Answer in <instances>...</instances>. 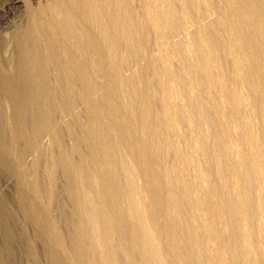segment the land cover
<instances>
[{"label":"bare ground","instance_id":"obj_1","mask_svg":"<svg viewBox=\"0 0 264 264\" xmlns=\"http://www.w3.org/2000/svg\"><path fill=\"white\" fill-rule=\"evenodd\" d=\"M152 1L156 0H151L150 2ZM184 1L185 0H183V2ZM247 1L248 0H245L242 3H244L246 10L250 12L249 3ZM258 1V3L264 5V0ZM187 2L188 1H186V5L191 4ZM147 3V15L142 20L138 18L139 15H135L130 6V0H55V2H53L52 4L38 8L27 6L28 20L26 31L20 33L17 30L11 41V45H13V49L15 51L14 63L10 62V56L8 58H3L0 60V92L8 100L7 102L10 103L8 104L10 105L9 108H11V111L8 113L6 119L9 123L8 131L12 137V144L6 145L2 139L0 127V163L3 168L8 170L14 176L21 178L20 171L15 172L11 170L10 164L12 160L17 159L21 162H25L29 159L32 162L34 173L30 175L27 182L20 183L19 181V183L21 187H24L26 184L30 185L34 191L33 196L31 195V197H29L27 200V206L25 207L24 212L28 220L34 225L33 227L36 228L37 237L39 236L40 238L52 243L51 248L48 250V264H198L199 262L196 263L197 255L193 253L192 246L195 245V243L199 242L198 239L200 237L197 236V229L195 231V225L199 222V220H201L199 223H201L203 220L202 224L205 225L203 229L206 228V231H204L216 240V253L213 251L216 256L212 252L215 256L214 258L209 252L212 258H214L208 260L210 264H259L262 262L261 259L259 261H256L252 258V256L249 257V255H251V251H249V253L247 250H245V252L249 253H247L248 257L242 255L244 246L246 247L249 244L252 246L255 243V239L254 243L253 241H251L253 244H251L249 241V235L252 233L250 229L252 227H249L250 225H246L245 227L243 221L247 219V221L250 220L251 222L253 218L255 220L256 216L253 213L257 211L251 210L254 209L253 207H250L251 209H246L244 207L245 209L243 208L240 218L241 225H238L239 215L238 218H236L233 217L231 213L230 215L228 212L229 208H231L232 206L236 207L237 210L239 208L242 209L243 203H245L244 198L247 194L246 188L247 186H249V184H251L253 180L252 178V180H250L251 182L248 180L252 176L251 174V176L249 175L251 171L249 169L248 171H246L247 169H243V166H241V164L239 166H233L229 168V166L227 167L223 163L224 166L227 167L226 169H230L229 173L228 170H226L228 173V177L227 180L226 176L225 179L223 178L224 182L229 181L230 183V181H233L235 177L238 178L237 180H234L233 183L235 181L237 182L238 179L240 180L238 181L239 184L237 182L238 197L236 198L234 196L235 199L232 200L230 198V195H227V192H225V189L227 190V188L224 187L223 179H221L217 173L221 170L219 169L220 171H218V168H220L219 158L216 157L217 155L216 150L214 149V146L212 144V137L207 136L208 138H206L207 140L202 149H200V147L203 144L201 145L198 142V144L201 145L198 148L205 156V165L202 162H199V164L202 166L204 165L206 172H208L209 174L208 184L210 185L208 186V192L210 193V195L213 193L217 194L218 198L215 201L214 197H212V199L210 198L211 203L212 200L213 203L209 206V208L206 207L207 209L203 210L204 212L202 219L199 217L200 214L198 215V217H196L198 218L197 222L195 217L191 214H194L195 212H190V210H192L191 208H193L194 205L193 203V205L191 204V202H193L192 200H196L198 198L194 197L195 199H190L191 202L190 200L188 201L184 199L183 191H181L182 188L180 189L179 187H177L176 183L173 182V179H175L176 176L174 175V178L173 176L171 177L168 169H165L166 167L163 166V164L165 165V161L164 157L161 155L162 151L160 152V149L162 150V148L164 147V141L161 142L162 140L159 139L158 134L161 130L168 129V127L176 128L177 122H179L177 121L176 117L178 116L176 113H178L177 111L180 110L177 109L180 108V104L178 105L179 107L177 105L175 107L176 113L174 104L175 101L179 99L181 92L179 89L177 92H174L173 84L177 82L180 84L185 83L186 85H190L195 76H200L198 72H201V70L199 71L198 69H196L199 68L198 64L196 65V68H191L190 65L188 66L190 69H185L184 66V69L181 68L182 70L180 69V65L177 64L180 69H178L179 72H177L180 74L178 75L174 71V73L178 75V77H171L174 75H172V72H170L172 60V54L170 55V50L173 47L177 48L178 50V48L181 47V43L175 36L172 38V40H170L169 38V40L167 39V41L164 38H161L166 41L165 45L167 47H170L169 52L167 51V49L169 48L166 49V54L164 55L163 62L165 66L164 69L169 73L168 75L171 76L170 78L167 77L169 78V81L167 79L168 84L164 85V87L166 86V90L164 92L166 93L165 97L167 99L165 100L164 104L159 101L160 99L157 100V94L151 91L150 81V78H153L155 74L152 77V74L150 75V72L152 69V65L156 61V63H158L159 58H156L157 60L154 61V59H152L153 56L151 57V54L148 50L147 43L149 36L147 37V27L152 28L154 32L157 31L159 35L160 33L158 31H161L163 33L166 30L169 31V29L175 27V19L173 17L174 15L172 16V10L168 7L167 8L169 10L166 11L165 9L166 12L163 11L164 14L160 13V7L158 9L155 8L156 12L157 10L159 11L157 14L150 10V7L152 6L151 8H153L154 5V7H156V4L154 3V5L150 6V4ZM156 3L159 4V2ZM223 15L222 18L220 17V23L221 29L226 33V16ZM230 17L233 19L234 15ZM171 20L172 26H170ZM251 21L253 20L251 19ZM220 23L216 24V26H219ZM216 26L212 25V23L209 24L208 27H206L205 29L203 28L205 30V33H203L202 35H205L207 33L209 39L210 33V37L215 33L217 34L218 29H216ZM202 27L204 26L201 25V29ZM254 27L256 33L259 34L260 29L258 28V26L255 25ZM171 31L172 30H170V32ZM202 31L203 30H201L200 32L199 30V33H202ZM207 36L204 37L205 39L202 36L197 37V39L199 38L200 40L197 42H200L199 45H201V48H199L205 51V57L203 56L204 53L202 54V56L204 57H202L204 59V65H202V67L206 72L210 70L212 64H210L212 51L211 49L214 48L213 51L214 53H216V46L213 45L214 47H211L213 43L211 44L210 41L212 40H208L210 42L209 43L207 41ZM226 37H228V35ZM197 42L196 44L198 48L199 45ZM227 44L228 47H230L229 41H227ZM163 50H165V48ZM196 50L195 52H197ZM216 50L219 51V49ZM226 50H228L230 56L229 58L232 60L233 64L236 63L234 53H230L229 49ZM251 60L253 61V65H257V60H255L253 56L250 57V61ZM52 69L55 71L54 81L57 82L59 88L58 96H53L49 90V81L52 78H49V74ZM220 76L221 78L218 77L219 80L222 79L223 75L221 74ZM200 77H202V75ZM202 78L206 77H204L203 75ZM195 79L197 80V77ZM195 79L193 81L194 84ZM207 79L208 78H206V80ZM213 80H217V77L215 79L213 76ZM196 86L194 88H196ZM158 88L160 89V86H157V91H159ZM182 88L181 91L183 90ZM209 89H212L211 86ZM187 90L188 89H185V91H183L182 93L186 92ZM256 91L258 92L260 101L259 104L261 107V105L264 104V85L261 84L258 89H256ZM159 94L158 97H160ZM184 95L185 94H183V96ZM76 98H79L82 102H84L85 104L87 103L91 106V109H89L90 114H94V117H90V119L86 123L82 122V117H80L81 115L75 109L74 101ZM205 98L207 99L208 97ZM210 98L208 99L209 101ZM214 98L216 99V97ZM230 98H232V108L237 109L238 107L237 110H240L239 106H241L242 104L236 98ZM194 100H197V98ZM159 102L162 105L158 104ZM189 102L191 103V100H189ZM197 102L201 103L202 100ZM190 103L188 106H185L184 103H181L182 106H185L184 109L182 108V112L184 114L187 113V116L188 113L189 115L191 114L190 117L192 115H196L195 117H198V108H200L202 104L204 107L205 102H202L201 105L199 104L200 107H196L193 103V100L192 103ZM104 105L116 114V118L114 120H111L107 112L102 110L101 106L104 107ZM210 105L212 104L210 103ZM213 105L215 107V101L213 102ZM241 107H243V105ZM203 109L205 110V108ZM235 109L232 110L234 111ZM61 111L69 114V116L75 121L76 125L80 126L81 128V135L78 139L75 140L74 147L76 153L75 155H77V157L79 158L77 166H72L71 163H69L70 159H67L68 156L65 155L63 151H61L60 154L58 153L59 155L56 156V158H54L55 160L53 161V165L61 168L59 174L61 178L60 180L64 181L65 184V187L63 186L64 188L63 190H61L63 195L66 197L65 200L67 199L68 203H65V205L60 210H57V212L58 214H63L67 217V229H69L68 231H70L71 233V239L68 244L64 243L60 230H58L59 228L57 229L56 225L50 222L48 219L50 216H52V214H55L53 213L54 211L53 205H51V201L54 198L56 199L57 196L54 197L56 193H54L52 188H49L47 189L49 203L45 206H41L38 201V196L41 192L42 185L40 183L41 179L38 174L39 171H37V147L41 136L46 132H48L49 136L60 146L63 145V141L59 136L61 124L59 120L56 119L57 114H59V112ZM206 111H201L202 116ZM182 112H180V114L183 116ZM208 112H210V110ZM244 116L242 117L243 119ZM260 116L262 117L261 123H263L262 125L264 127L263 116ZM200 117L197 118V122L199 124V119H202V117ZM239 117H241V115ZM190 122L189 125L192 124V122ZM203 122H205V118ZM246 123L247 120L245 122L244 120L239 118V125L242 128H247ZM248 123L247 125L249 126ZM195 124L197 125L196 128L198 131L200 129L202 130L203 126H205V124L203 123L204 125H202V128H198L199 125L197 123ZM236 125L237 127L239 126L238 123ZM191 126H193V124ZM218 127L221 128L223 132H226L225 126L218 125ZM218 127L214 128L217 129ZM217 131L219 130L217 129ZM247 131L249 133L252 132L249 130ZM225 135L224 138H226ZM159 136L161 135L159 134ZM194 136L197 137L196 133L194 134ZM226 136L227 138H230V134L229 137L228 135ZM250 137H252V135H250ZM256 138L253 137L251 139ZM229 140L231 141L232 138H230ZM197 141H199L198 138ZM236 142L234 143L236 144ZM166 143H168L167 140ZM231 144L232 143L230 142V147H232ZM257 144L256 146L254 145V147L251 142H248L246 146L244 144L243 145L245 146L244 150L247 160H249L248 162L253 165L255 174L258 175V177L260 176L264 182V171L260 167L262 162H259V156H261V152H258V154L255 149L254 151L251 150L252 147L256 148ZM194 145L196 146V144ZM258 145L259 147H261L260 144ZM171 146L174 147V145ZM227 149L230 150L229 148ZM240 149L241 148L239 147V150ZM219 150L221 151L223 149ZM242 152L241 154H244V152ZM199 156L203 157L200 154L198 155V157ZM223 156H225V153ZM244 157L245 156H243V158ZM231 159L234 165V160L233 158ZM245 162L246 161H244V163ZM235 163L237 164V161H235ZM187 164H192L190 165L192 167L194 166L193 163ZM204 166L202 168V171L204 169ZM196 167L197 166H195L194 168ZM194 168H192V170ZM198 175L197 178L199 179ZM195 176L196 174H194V177ZM163 177H166L167 179L165 183L161 182V179H163ZM252 177L255 178L254 175ZM53 179L56 180L57 178L53 177ZM186 179L182 178V180H185V182ZM192 180L193 179L191 178V185ZM219 180L223 182L222 184L224 190L219 188V185H222L220 184ZM189 183L190 182H188V184ZM50 184L52 187V183ZM179 184L182 185L181 183ZM188 186L186 185L185 189H189ZM262 188L264 192V186ZM202 191L204 190L202 189ZM197 192L198 191H196V193ZM189 197L190 196H188V198ZM204 198L207 197L205 196ZM163 201H165L164 204H166L165 209L162 207L164 205L161 204ZM207 202L209 203L208 200ZM258 205L259 204H257L256 207ZM195 206L197 207V204H195ZM187 212L188 216L190 215V217L185 226L180 223V218L182 214ZM155 217L161 218L162 222L160 223V225H154V223L152 222L153 218ZM259 219L263 220L264 218L262 219L260 215ZM247 221L245 222L247 223ZM198 227L200 226L198 225ZM260 229L258 231H260ZM198 232L201 233L200 235H202L203 233L200 232V230H198ZM249 232L251 233L249 234ZM260 233L262 232L260 231ZM252 234L250 236L253 238ZM263 235L264 230L262 237ZM207 237L208 236H206L205 238ZM252 238H250V240H253ZM114 239L116 241H113ZM205 241H203V243L205 242L207 244L208 240L206 239ZM248 241L249 244L246 245ZM210 242L212 241L210 240ZM209 246L212 247V245ZM262 246L264 247V245ZM205 247L207 248V246ZM259 248H261V246ZM256 249L257 248H255L254 250ZM259 253L260 252H258V254ZM256 258L258 257L256 256ZM262 264H264V262Z\"/></svg>","mask_w":264,"mask_h":264},{"label":"rangeland","instance_id":"obj_2","mask_svg":"<svg viewBox=\"0 0 264 264\" xmlns=\"http://www.w3.org/2000/svg\"><path fill=\"white\" fill-rule=\"evenodd\" d=\"M150 1L151 0H149V1L148 0H130V6H131L132 10L134 11L135 15L136 16L139 15L138 16L139 19L142 20L147 15V8H146L147 2H148L147 4H150V6L154 5V3L156 4V7H154L155 6L154 5L153 8H151L152 7L151 6L150 10H152L153 12H155L157 14L159 11L161 14L162 13L164 14V12L171 9L172 10V16L174 15L173 17L175 19V22H174L175 27H172L174 29L171 28V29H169V31L166 30L163 33L161 31H158L160 33L159 35H158L157 31L154 32V30L152 28L147 27L150 30V32H149V30L147 29V31H148L147 37L149 36L148 37V43L150 44L149 45L147 43L148 50L151 54V57L153 56L152 59H154V61H156L159 58L158 63H156L157 62L156 61L152 65V69L150 72V75L152 74V77L155 74V76L153 78H150V81H151V91L157 94V100L160 99L159 101L164 104L165 100L167 99L165 97L166 93L164 92L166 90V86L164 87V85L168 84V81H169V78L171 75L169 76L168 75L169 73L164 69L165 66H164L163 59H164V55L166 54V49L169 48V49H167L168 52L170 50V47H167L165 45V42L167 41V39L169 40V38H170V40H172V38L175 36L178 39V41H180V43H181V47L178 48V50H177V48H174V47L170 50V55L172 54L171 55L172 60H171V68H170L171 71L170 72H172L171 74L174 75L171 77H178V75L180 74V73H178L179 72L178 71V69H179L178 65H180V69L181 68L182 69H184V68L190 69L188 66L191 65L190 66L191 68H196L197 67L196 65L198 64L199 68H196V69H198L199 71L201 70V72H198V74H200V76L202 75V77L204 75V77L208 78L206 80V78H202L197 74L199 76L201 82H200L198 76H195V78L197 77V80H198L197 81L194 78L195 84L193 82L194 79L192 81L193 83L191 82L190 85H188V84L186 85L185 83L180 84L177 82H175L173 84V91L177 92L179 89L181 92L180 97L182 96L184 99L183 100L182 97L180 99V97H179V99L176 100L177 102L175 101V104H174L175 105L174 106L175 113H176V108H175L176 105L178 106L180 104L179 105L180 108H177V109H180V110L182 108L184 109L185 106L189 105V103H190L189 100H191V103L193 100V103L196 107H200L202 102H205L204 103L205 105L203 107V104H202V106L200 108H198V110H199V111L197 110L198 114H199V115H197L198 117H195L196 115H192L190 117L191 114L189 115V113L187 116V113L184 114L182 112L183 109L181 111L179 110L180 112H182L183 116L180 114L179 111H177L178 113H176V114L178 117H176V118H177V121H179V122H177L176 128L168 127V129L161 130L159 132V134L161 135V136H159V134H158L159 139L162 140L161 142L164 141L163 142L164 147L162 148V150L160 149V152L162 151L161 155L164 157V161H165V165L163 164V166L166 167L165 169H168L171 177L172 176H173V178L175 176L177 177V180H176V177H175V179H173V178L172 179H173V182L176 183L177 187H179L180 189L182 188L181 191H183V198L184 199L189 201L190 199H192L194 197L198 198L196 200H192L193 202H191V200H190L191 204L192 203L194 204V205L192 204L193 208H191L192 210H190V212H192V211L195 212L194 214L193 213H191V214L195 217L196 221L198 222V218H196V217H198V215L200 214L199 217L201 219L203 218V212H204L203 210L209 208V206L213 203V200L211 203L212 197L215 198L214 201L217 200V198H218L217 194L213 193V194H211L212 195L211 196L210 193L208 192V188H209L208 186L210 185V184H208L209 183V181H208L209 180V174H208V172H206V169L204 166L205 165V163H204L205 156L200 151V149H202V147L204 146V144L207 140L206 138L212 137V141H213L212 144L214 146V149L216 150V155H217L216 157L219 158V167L220 168H218V171L221 170L220 171L221 173L220 172H217V173L221 179H223V178L225 179V176H226V180H227L228 173L230 171L229 168H231L233 166L234 167L239 166L240 164H241V166H243L242 167L243 169H245V170L247 169L246 171H248V169L251 171L250 173L247 172V173H249V175L251 174L252 176L253 175L255 176V178H254L250 175L251 177L248 179L249 181L252 179L253 180H252V182L250 181L251 184H249L250 182L248 183L249 186H247V188H246L247 194L245 195V198H244L245 203H243L242 209L239 208L237 210L236 207L232 206L228 210L229 214L231 213L232 216L236 217V218H238V215H239V218H238L239 224L238 225H241L240 218L242 215L243 208L245 207L246 209H248V208L251 209L250 207H253L254 209H251V210L257 211L259 214L261 213L260 215H261V218L263 219L264 218V215H263L264 214V212H263V210H264V192H263L262 187L264 186V182L260 176H259L260 177L259 178L258 175L255 174L253 165L250 162H248L249 160H247L244 148L248 142H251L253 147H254V145L256 146L257 143L260 144V146L262 147V150L258 144L256 147L257 149L252 147L253 149L251 148V150L254 151V149H255V151H257V153L263 152L262 154L260 153L261 156H259L260 157L259 162L260 163L262 162L261 165H260V163H259V165H260L261 169L264 171V167H263L264 166V158H263L264 157V142H263L264 141V129H263L264 127L262 125L263 123H261L262 117L260 116V115H262L263 119H264V104L261 105V107H260L259 96H258V92L256 91V89H258V87L261 84L264 85V5L261 3H258L259 2L258 0L257 1L251 0V2H250V0H248L247 2L249 3V9H250V12H248L244 6V3H242L245 0H212L213 2L211 0H198V1L185 0L184 1L185 5H184L183 0H156V1H152V2H150ZM186 1H188L187 3H191V4L186 5ZM204 1H206V2L208 1V2L206 3ZM53 2H55V0H0V60L3 58H8L10 56L9 57L10 62L14 63L15 51L13 49L14 48L13 45H11L12 44L11 41H12V38H13V36L17 30L20 33H23L24 31H26L27 20H28L27 6H30L32 8H38V7H42V6L52 4ZM156 2H159V4ZM151 3H153V4H151ZM167 4H168V6H167ZM163 7H164V10H163ZM155 8L156 9L159 8V11L157 10V12H156ZM165 9H166V11H165ZM189 13H190V15H189ZM223 14L226 16V28H225L226 33L221 29V23H220V17L222 18ZM232 15H234L233 19L230 17ZM251 19L253 21H251ZM216 22L220 23L219 26L218 25L216 26V24H218ZM211 23H212V25H215L216 29H218V30H217V34L215 33L214 35H212L213 37L212 36L210 37V35H211V33H210L209 39H208L207 33L205 35H202V34L205 33L204 29L206 27H208V25ZM214 23H216V24H214ZM201 25L204 26V27H202V29H201ZM255 25L258 26V28L260 29L259 34H257L255 31V27H254ZM170 26H172V20H171ZM173 26H174V24H173ZM175 29H176V32H175ZM177 29H178V31H177ZM170 30H172L171 31L172 33L170 32ZM199 30H200V32H201V30H203L202 33H199ZM170 34H172L173 36ZM199 34L203 38L207 36V41L212 40V41H210L211 44L213 43L211 46L212 48L214 47L213 45L216 46L215 47L216 53H214V51H213L214 48L211 49L212 51H211V57H210V64L211 63L212 64H211V67L209 70L211 72V74L209 71L208 72L204 71L203 70L204 68L202 67V65H204L203 64L204 63L203 58L205 57V51L203 49H200L201 48L200 47L201 45H199L200 42H197V41H200L199 38L197 39V37H201ZM226 34L228 35V37H226L227 36ZM197 35H199V36H197ZM161 38H164L166 41L164 39H161ZM160 41L162 44L160 43ZM227 41H229L230 47H228ZM196 42L199 45L198 48H197ZM225 46H226V48H225ZM162 47H164L165 50H163L164 48H162ZM193 48H194V50H193ZM196 48H197V50H196ZM216 49H219V51ZM226 49H229L230 53H234V58L236 59V63L233 64L232 60L229 58L230 56H229L228 50H226ZM195 50L197 52H195ZM194 52L196 55L194 54ZM200 52H202V53H200ZM202 54L204 57L202 56ZM198 55H199V57L200 56L201 57L199 58ZM251 56H253V58H255V60H257V65L252 64L254 59H253V61L252 60L250 61ZM160 61H161V63H160ZM158 64H159V66H158ZM181 65H182V67H181ZM212 65H213V68H212ZM157 67H158V69H157ZM211 68H212V70H211ZM174 71L178 75H176L174 73ZM221 74L223 76H222V79L219 80L218 77L221 78V76H220ZM49 75H50L49 78L52 77L51 78L52 81H51V79L49 81V90L53 96L54 95L58 96L59 95L58 84H57V82L54 81L55 71L52 69ZM213 76L215 79L217 77V80H213ZM167 77H169V78H167ZM157 78H158V80H157ZM159 79H160V81H159ZM167 79H168V81H167ZM208 80H209V82H208ZM158 82H159V84H158ZM196 82H198V83H196ZM184 84H185L186 88H185ZM157 86H160V89L158 88L159 91H157ZM195 86H196V88H194ZM210 86L212 88L211 90L209 89ZM161 87L163 88V91H162ZM181 88L183 89L182 91H181ZM185 89H188V90L186 92L182 93L183 91H185ZM153 90H155V91H153ZM159 92H160V94H159ZM163 93H164V95H163ZM158 94L160 95V97H158ZM183 94H185V95L183 96ZM0 95H1L0 96V127H1L2 139L6 145H11L12 144V137L8 131L9 123L7 122L8 120L6 119L8 113L11 111V108H9L10 103L7 102L8 100L5 98V96L1 92H0ZM205 97H208V98L206 99ZM214 97H216L217 100ZM219 97H221V98H219ZM230 97L236 98L243 105V107H241L242 106L241 104H240L241 106H239V109L241 110V114H240V110H237L238 107H237V109L232 108L233 107V105H231L232 104V98H230ZM196 98H197V100H194ZM209 98H210L211 102L208 100ZM198 99H200V100H198ZM201 100H202L201 103L197 102V101H201ZM214 101L216 104L215 105L216 108L213 105ZM160 102L158 104L162 105ZM181 103L182 104L184 103L185 106L184 105L182 106ZM210 103L212 105H210ZM86 104L84 102H82L79 98H76L74 101L75 109L81 115L80 117H82L83 123L84 122L86 123L90 119V117L91 118L94 117V114H90L89 109H91V106L89 104H87V105ZM101 107H102L103 111L107 112V114L109 115V118H111V120H114L116 118L115 117L116 114L112 110L107 108V106L104 105V107L103 106H101ZM208 107H209V109H208ZM203 108H205V110ZM232 109H235V110L233 111ZM200 110L201 111L207 110V111L204 112L205 115L203 114V116H202ZM209 110H210V112H208ZM236 110H237V113H236ZM207 112H208V114H207ZM244 113H245V116H244ZM180 115L183 119L180 117ZM200 115H201L202 119H199V122H200V124H199L197 122V120H198L197 118H199ZM237 115H238V117H237ZM240 115H241V117H239ZM242 115L244 116V119L242 118L243 117ZM188 117H190V118H188ZM203 117L205 118V122H203L204 121ZM239 118L244 120L245 122L247 120V123L249 122L248 123L249 126L246 123L247 128H242L239 125ZM56 119L59 120V122L61 124L59 136L63 141V145H61L62 147L49 136L48 132H46L47 134L44 133L41 136L38 147H37V151H36V158L38 161V164H37L38 170L37 171H39L38 174H39V177L41 179L40 183L42 185L41 192L39 193V196H38V201H39V204L41 206H45L49 203L48 193H47V189H49V188H52L54 193L57 194V195L55 194V196H54V197L57 196L56 199L54 198L52 200L53 202L51 201L52 204L50 203L51 205H53V211H54L53 213H55V214H52V216H50L48 219L50 222H52L53 224L56 225L57 229L59 228L58 230H60V233L62 235V239H63L64 243L68 244L70 242V239H71V233H70V231H68L69 229H67L68 228L67 227V217L63 214H58V212H57V210H60L65 205V203H68L67 199L65 200L66 197L62 193V190L65 187V184H64V181L60 180L61 178H60L59 174H60L61 168L53 165L54 164L53 161L55 160L54 158H56V156H58L60 154V152L63 151L65 153V155H67L69 157V158L67 157L68 160L70 159L69 163H71L72 166H77V164L79 162V158L77 157V155H75L76 153H75L74 147H75V140L78 139L79 136L81 135V128H80V126L76 125L75 121L69 116V114H66L63 111H61V112H59V114H57ZM188 120H189V122L191 121L193 126H195V127L191 126L192 124L189 125ZM214 121H215V123H214ZM195 123H197L200 126V127L198 126V128H202V125L205 124V126H203V129H205L208 126L206 128L208 130L205 129L206 130L205 131L203 129L202 130L200 129L198 131L196 128L197 125ZM219 123H221V124H219ZM237 123L239 125L238 127L236 125ZM3 124H4V126H3ZM215 125H217V126H215ZM218 125L219 126L220 125L225 126V130L227 133L223 132V130H221V128H219ZM185 127H187L188 129ZM214 127H218L217 129L219 131H217V129ZM169 128L171 129V131ZM193 128L194 129L196 128L195 131ZM241 129H242V131H241ZM244 129L252 131L255 136L253 135L252 132L249 133L246 130L248 133L247 134ZM189 131L192 133H190ZM216 131L220 135H222V134L223 135L220 136ZM231 131H232V133H231ZM233 132H234V134H233ZM193 133L194 134L196 133L197 137L194 136ZM190 134H192L193 136ZM201 134H202V136H201ZM225 134L228 135V137L230 134V138H232V140L230 141L229 140L230 138H227V136ZM249 134L252 135V137H250ZM198 135H200V136H198ZM224 135L226 138H224ZM236 136H237V138H236ZM246 136H247V138H246ZM253 137L254 138L257 137V138L251 139ZM197 138L199 141H197ZM249 138L251 139V141ZM242 139H243V142H242ZM246 139L248 142L246 141ZM166 140L168 143H166ZM194 140H195V142H194ZM232 141L236 142V144ZM198 142L201 145L202 144L203 145L201 146L200 144H198ZM221 142H224V143H221ZM230 142L232 143L231 144L232 147H230ZM252 142H254V143H252ZM172 143H175V144H172ZM193 143L196 144V146ZM241 143H243L245 146ZM165 144H166V147H165ZM167 145H169V146H167ZM171 145H174L175 149ZM190 145L192 146V148ZM198 147H200V149ZM239 147L242 150L241 149L239 150ZM227 148H229L230 150H228ZM181 149H183V150H181ZM219 149H223V150H221L222 152ZM181 151H183V152H181ZM240 151L241 152L243 151L245 155L241 154ZM196 152L198 153V155L200 154L203 157L199 156V157H201V158H199ZM224 153H225L226 157L223 156ZM226 153H228V154H226ZM230 155H231V157H230ZM241 155L245 156L244 158L246 160ZM194 156H196V157H194ZM228 157H230V158H228ZM239 157L241 159L242 158L244 159V160L242 159L243 163H244V161H246L247 163L245 162L244 163L245 165H244L242 163V160ZM231 158H233V160H234V165H233V161H231L232 160ZM169 159H170V161H169ZM227 159H228V163H227ZM192 160H193V162H192ZM235 161H237L238 165L235 163ZM25 162H21L17 159H14V160H12V162L10 164L11 170H13L15 172L20 171L21 178L14 176L8 170L3 168V166L0 163V264H48V255H49L48 250L51 248L52 243L50 241H46V240L40 238L39 236L37 237L36 228L33 227L34 225L28 220V218L26 217V214L24 212L25 207L27 206V200L29 197H31V195L33 196V192H34L32 187L28 184H26L24 187L20 186L21 182H27L30 175H32L34 173V168H33L32 162L29 159L26 160ZM197 162H198V164H199V162H202L204 164L203 165L204 166V169H203L204 172L202 171L203 166L200 164L198 166ZM230 162H232V163H230ZM187 163H189V164L193 163L194 166L192 167V166H190L192 164L188 165ZM223 163L227 167L229 166V168L226 169L227 167H225ZM195 166H197V167L194 168ZM244 166H245V168H244ZM250 166H251V168H250ZM199 167H200V169H199ZM246 167H248V168H246ZM192 168H194V169L192 170ZM226 170H228V173ZM21 171H23V172H21ZM173 173H175V174H173ZM252 173H254V174H252ZM43 174H44V176H43ZM194 174H196L195 177H194ZM197 175H198L199 179L197 178ZM53 177H55L57 179L54 180ZM58 178H59V181H58ZM182 178H185V179L187 178L186 182H185V180H182ZM191 178L193 179L192 185H191ZM235 178L233 179V181L237 180L238 177L236 179ZM256 178H257V180H256ZM224 179H223V182H224ZM258 179H260V180H258ZM166 180H167L166 177H163V179H161V182L165 183ZM19 181H20V183H19ZM206 181H208V182H206ZM231 181H230V183H229V181L224 182V187L227 188V190L225 189V192H227V195H230V198L233 200V199H235V197L236 198L238 197L237 186L239 184L238 181H240V180L238 179V181H237L238 184L236 181L234 183H233V181L231 183ZM188 182H190V183L188 184ZM195 182H197V183H195ZM223 182L220 181V184H222ZM261 182H263V183H261ZM50 183H52V187H51ZM179 183H181L182 185H180ZM194 184L195 185L197 184V185L195 186ZM186 185L187 186L189 185L188 186L189 189H185ZM228 185H229V187H228ZM180 186H182V187H180ZM230 186H232V187H230ZM203 187H205V188H203ZM224 187H223V184L219 185V188H221L223 190H224ZM201 188L204 191H202ZM196 191H198V192L196 193ZM201 193H203V194H201ZM234 193H235V195H234ZM195 194H197V195H195ZM204 195L209 199L204 198L205 197ZM248 195H249V197H248ZM188 196H190V197L188 198ZM227 197H229V196H227ZM207 200L209 201V203L207 202ZM204 201H205V203H204ZM164 202L165 201H163L161 204L165 206V207L162 206L165 209L166 204H164ZM195 204H197V207L195 206ZM257 204H259L260 206L258 205L256 207ZM202 206H203V208H202ZM258 207H259V210H258ZM194 208H195V210H194ZM235 208L237 211L235 210ZM257 212L253 213V214H255V216H256L255 220H257V221H255L254 218L251 222H250V220L247 221V219L243 221V224L245 227H246V225L247 226L250 225L249 227H252L250 230L254 234L249 232V234L251 233L253 236V238H252L250 236L251 234L249 235V241L251 244H253L254 239H255V243H254V245L251 246L249 244V241H248V243H246V245H248V244L249 245L246 247L244 246L245 249L243 247L242 255L248 257V254L250 253L249 251H251V253H250L251 255H249V257L252 256V258L255 259L256 261H259L261 259L262 262L260 261L261 263H259V262L258 263L262 264L264 262V257H263L264 256L263 255L264 254L263 253L264 247L262 246V245H264V243H263L264 242V235L262 237L263 230H264V223H263L264 219L263 220L259 219L260 215ZM189 217H190V215L188 216V212L182 214L181 218H180V223H182L183 225L186 226ZM253 217H254V215H253ZM159 218L160 217L153 218L152 222L154 223V225H160V223L162 221H161V218L160 219ZM200 221L201 220H199V222ZM245 221H247V223H249V224H247ZM199 222L197 224L200 227H198V225L196 224L195 226L197 228L195 227V231L197 229V231H196V233L198 234L197 236L200 237V238L198 237L199 238L198 243H200L201 245L198 243H195V245L192 246V250H193V253L197 255L196 263L199 262L198 264H206V262H207V264H210L208 260L214 259L216 256V254H215L216 253L215 250L217 247V244L215 242L216 240L212 236L208 235L207 232H205L206 228L203 229V227L205 226L204 224H202L203 220L201 223H199ZM258 222H259V224H258ZM261 223L263 224V226ZM255 224H257V225H255ZM258 225H259V229L261 226L260 231L262 233H260V231H258L259 230ZM64 229H65V231H64ZM198 230H200V232H203L205 230L202 233V235L204 237L202 235H200L201 233H199ZM63 232H64V234H63ZM206 236H208V237L205 238ZM250 238H252L253 240H250ZM204 239L205 240L207 239L208 240L207 244L210 243L209 245H212V247L207 245L205 243L206 241ZM210 240L212 242H210ZM113 241H116V240L114 239ZM203 241H205V242L203 243ZM251 241H253V243ZM205 246H207V248H209V249H207ZM253 246H255V247H253ZM260 246H261V248H259ZM212 248H215V249H212ZM255 248H257V249L254 250ZM245 250H247L249 253L245 252ZM209 252L212 254V256L214 258H212L211 254ZM212 252L215 254V256ZM258 252H260V253L258 254ZM205 253H208V254H205ZM254 254L258 258H256V256ZM205 256L208 258H206Z\"/></svg>","mask_w":264,"mask_h":264}]
</instances>
